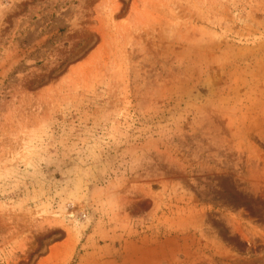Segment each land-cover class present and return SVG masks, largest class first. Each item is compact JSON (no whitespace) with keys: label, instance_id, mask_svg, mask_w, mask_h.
<instances>
[{"label":"rangeland","instance_id":"374dc122","mask_svg":"<svg viewBox=\"0 0 264 264\" xmlns=\"http://www.w3.org/2000/svg\"><path fill=\"white\" fill-rule=\"evenodd\" d=\"M0 264H264V0H0Z\"/></svg>","mask_w":264,"mask_h":264}]
</instances>
